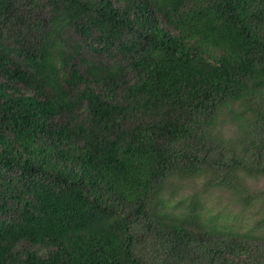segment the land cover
Returning a JSON list of instances; mask_svg holds the SVG:
<instances>
[{
  "label": "trees",
  "instance_id": "obj_1",
  "mask_svg": "<svg viewBox=\"0 0 264 264\" xmlns=\"http://www.w3.org/2000/svg\"><path fill=\"white\" fill-rule=\"evenodd\" d=\"M256 92L264 0H0V264H169L167 144Z\"/></svg>",
  "mask_w": 264,
  "mask_h": 264
},
{
  "label": "clouds",
  "instance_id": "obj_2",
  "mask_svg": "<svg viewBox=\"0 0 264 264\" xmlns=\"http://www.w3.org/2000/svg\"><path fill=\"white\" fill-rule=\"evenodd\" d=\"M186 128L167 144L175 167L151 195L162 214L178 217L195 203L204 239L187 241L169 264H264V92L217 104ZM155 244L149 235L140 247Z\"/></svg>",
  "mask_w": 264,
  "mask_h": 264
}]
</instances>
